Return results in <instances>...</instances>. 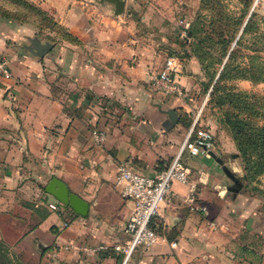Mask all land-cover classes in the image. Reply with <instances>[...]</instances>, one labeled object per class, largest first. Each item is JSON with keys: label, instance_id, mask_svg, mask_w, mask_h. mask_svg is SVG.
I'll return each instance as SVG.
<instances>
[{"label": "crops", "instance_id": "1", "mask_svg": "<svg viewBox=\"0 0 264 264\" xmlns=\"http://www.w3.org/2000/svg\"><path fill=\"white\" fill-rule=\"evenodd\" d=\"M26 1L78 42L38 34L0 14V59L11 70L10 78L0 75V241L12 252L29 250L42 264H118L122 255L115 247L128 239L134 207L121 197L119 168L154 175L169 165L193 125V97L153 85L158 44L143 40L152 34L140 33L137 0H126L130 10L119 18L96 0ZM35 38L53 44L45 57L31 52ZM237 85L264 94V84ZM171 111L179 115L177 124L170 122ZM216 115V157L183 154L189 184L174 183L158 218V242L140 247L133 264H264V208L251 193L229 191L225 155L239 153ZM53 178L90 203L87 217L63 204L49 207L60 203L46 193ZM37 240L47 245L43 254L36 252Z\"/></svg>", "mask_w": 264, "mask_h": 264}, {"label": "rangeland", "instance_id": "2", "mask_svg": "<svg viewBox=\"0 0 264 264\" xmlns=\"http://www.w3.org/2000/svg\"><path fill=\"white\" fill-rule=\"evenodd\" d=\"M143 2L137 0L135 21L140 33L151 31L150 36L143 34V40H147L151 45L158 44L157 72L164 69V62L168 57L176 55L179 58L180 72L176 79L177 85L183 90L182 96L193 97L195 117L200 114L202 122L206 121L202 125L208 126L215 134L213 125L220 127V122H216L214 116L220 114L223 118L224 110L234 108L237 104L225 102V105L220 106L216 97L225 96L231 90L245 92L240 90L237 83L245 80L240 77L246 74L248 77L253 76V85L264 84V0H151L150 4ZM13 6L15 10L23 7L19 3H13ZM129 10L127 6L126 13ZM147 13L150 15L148 22L143 21V16ZM48 29L50 28L44 31L50 33ZM189 29L193 31L194 36L191 41H186L187 34L184 35L183 32ZM56 31L54 38L76 44L73 37L66 35L67 29ZM230 46L231 50L235 48L236 51L229 63L226 78L221 83L226 89L221 90V93H217L212 99L214 85L229 61L225 58V52ZM183 77H189L192 83L188 84L189 81ZM253 93L260 96V99L264 98L260 91L255 90ZM254 104L261 105L260 110L264 112L263 101L261 104L254 101ZM239 106H244V103L240 102ZM255 120L257 124H264V118L257 117ZM222 125L226 124L222 122ZM225 160L229 164L228 167L238 176L241 191L256 196L257 208H264V174H252L250 178L240 153L236 158L225 155ZM237 163H240V168ZM8 251L13 264H42L38 261V255L31 256L29 250L21 253L15 250L12 252L10 249ZM120 259L118 264H123V256ZM128 264L133 263L130 261Z\"/></svg>", "mask_w": 264, "mask_h": 264}, {"label": "built area", "instance_id": "3", "mask_svg": "<svg viewBox=\"0 0 264 264\" xmlns=\"http://www.w3.org/2000/svg\"><path fill=\"white\" fill-rule=\"evenodd\" d=\"M186 35V31L184 32ZM180 72V60L176 55L166 59L164 69L153 75V85L158 91L182 96L183 90L177 85ZM0 75L10 78L11 70L6 59H0ZM200 114L194 119L186 142L180 154L167 166L154 175L139 173L126 164H122L117 174V186L121 197L133 203L132 216L126 226L128 239L115 247L123 256V264H128L140 247L151 248L159 240V217L163 205L172 200L175 182L189 184V168L183 161L186 152L192 157L209 156L215 149V138L208 126H203ZM102 142L104 135L96 134ZM195 200L194 193L191 201ZM61 203H51L52 210H59Z\"/></svg>", "mask_w": 264, "mask_h": 264}, {"label": "trees", "instance_id": "4", "mask_svg": "<svg viewBox=\"0 0 264 264\" xmlns=\"http://www.w3.org/2000/svg\"><path fill=\"white\" fill-rule=\"evenodd\" d=\"M13 3L22 4L23 7L19 10H15V5L13 6ZM0 14L7 19L19 21L22 25L31 26L38 34H41V32L47 28H50L48 30L52 33H56V30L60 32L65 30L47 12L39 9L26 0H0ZM247 26L244 32H246ZM185 31L187 34L186 41H191V37L194 36L193 31L191 29ZM66 35L73 37V42H78L68 31H66ZM231 48L230 46L225 52V58L229 61L225 64L218 81L214 85L211 94L212 99L216 97L217 93H221V90L226 89L221 86V83H223L224 78H226L229 63L235 56L236 50L235 48L231 50ZM189 55L191 56V54ZM240 78L252 82L254 81L253 76L248 77L247 74ZM259 97L260 96L254 93L235 90H231V92L225 94V96L216 97L217 104L220 106L225 105V102H229V104H235V102H237L234 108L224 110L223 122L229 128L236 142L237 149L242 156L246 171L250 178L252 174L255 176L264 174V124L255 123L257 117L260 119L264 118V112L260 110L261 105L257 106L254 104V101L260 104L262 101L264 102V98L260 99ZM240 102H243L244 106H239ZM188 126H191V124H188ZM8 249L9 248L0 241V264H13V259H11Z\"/></svg>", "mask_w": 264, "mask_h": 264}, {"label": "water", "instance_id": "5", "mask_svg": "<svg viewBox=\"0 0 264 264\" xmlns=\"http://www.w3.org/2000/svg\"><path fill=\"white\" fill-rule=\"evenodd\" d=\"M95 3L107 6L113 17L119 18L126 13V0H96ZM32 42L31 52L38 57H45L53 48V44L49 42L42 43L38 38L33 39ZM169 117L172 125L179 122V115L175 111H171ZM210 155L214 158L216 157L213 152H211ZM220 163L223 164L222 161H220ZM223 170L233 181V186L229 187V191L237 194L241 190L238 176L226 165L223 166ZM46 193L54 197L64 206L70 207L79 216L87 217L91 212L90 203L85 201L78 194L72 192L67 184L58 178H53L49 182L46 187ZM35 249L39 254H43L47 249V245L37 240L35 242Z\"/></svg>", "mask_w": 264, "mask_h": 264}, {"label": "bare ground", "instance_id": "6", "mask_svg": "<svg viewBox=\"0 0 264 264\" xmlns=\"http://www.w3.org/2000/svg\"><path fill=\"white\" fill-rule=\"evenodd\" d=\"M209 100V99H208Z\"/></svg>", "mask_w": 264, "mask_h": 264}]
</instances>
